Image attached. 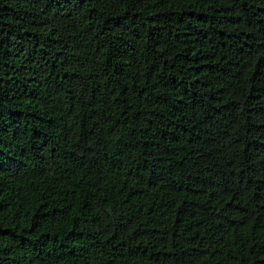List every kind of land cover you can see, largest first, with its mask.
<instances>
[{
  "label": "trees",
  "instance_id": "trees-1",
  "mask_svg": "<svg viewBox=\"0 0 264 264\" xmlns=\"http://www.w3.org/2000/svg\"><path fill=\"white\" fill-rule=\"evenodd\" d=\"M0 264H264V0H0Z\"/></svg>",
  "mask_w": 264,
  "mask_h": 264
}]
</instances>
